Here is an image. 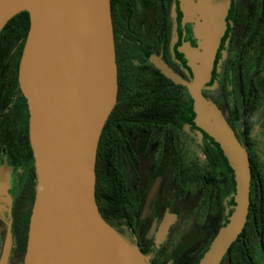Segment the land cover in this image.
Here are the masks:
<instances>
[{
    "label": "flooded vegetation",
    "instance_id": "af4514ba",
    "mask_svg": "<svg viewBox=\"0 0 264 264\" xmlns=\"http://www.w3.org/2000/svg\"><path fill=\"white\" fill-rule=\"evenodd\" d=\"M192 7L193 0L187 7L183 0H109L117 93L97 145L95 202L107 225L147 264H198L235 207L233 171L195 125L185 85L193 80L191 54L198 47L199 13ZM9 28L13 34L0 39V188L6 200L0 255L10 224L8 264L14 255L23 264L25 252L16 244L30 218L36 176L18 82L23 40ZM216 52L211 83L201 93L209 99L205 91L217 83L219 98L211 101L248 153L251 173L246 220L218 264H264V164L251 133L264 102V0H229Z\"/></svg>",
    "mask_w": 264,
    "mask_h": 264
},
{
    "label": "water",
    "instance_id": "95a60500",
    "mask_svg": "<svg viewBox=\"0 0 264 264\" xmlns=\"http://www.w3.org/2000/svg\"><path fill=\"white\" fill-rule=\"evenodd\" d=\"M190 4V0H183ZM229 0H199L190 92L195 125L219 144L235 181V207L198 264H218L246 220L248 153L218 107L204 98ZM192 7V11H193ZM21 12L29 28L18 66L28 108L36 186L23 264H146L100 216L95 160L116 102L109 0H0V31ZM11 249L8 224L0 264Z\"/></svg>",
    "mask_w": 264,
    "mask_h": 264
},
{
    "label": "rangeland",
    "instance_id": "374dc122",
    "mask_svg": "<svg viewBox=\"0 0 264 264\" xmlns=\"http://www.w3.org/2000/svg\"><path fill=\"white\" fill-rule=\"evenodd\" d=\"M198 5H199V0H193V8L194 9L198 8ZM194 20L196 21V27H197V22L202 23V19H201V16L199 14H198V17L197 18H194ZM194 32H195L194 33L195 36H197L196 29H194ZM215 56H216V54H215ZM209 83H211V79H209V81L205 83L204 87H208V84ZM216 84H215V86H216ZM214 87H210L209 88V89L212 90L211 92H209V89H207L205 92L207 93V96H208L209 100H212L213 99L215 101H218L219 93L216 92V90H213ZM263 121H264V102H263V106L256 113V115H255V117H254V119L252 121V124H254V128H253V132H251L253 134V136H255V140H256V148H255V151L257 152L258 157L261 159V161L264 164V134L262 135L263 136V138H262V136H261V132L262 131H260V129H263V127H262V125H263L262 122ZM216 145L218 146L219 150L221 151L222 155L224 156L223 151L221 150L219 144L216 143ZM224 158L227 161V158L225 156H224ZM3 197H4V190L2 188H0V218L4 222H6V219H5V209H4V208H6V206H5L6 200H4ZM118 236L120 237V235H118ZM127 243H128V247L131 249L132 253L134 255L138 256L142 261H144L147 264V259L144 256H142L135 249V247L133 246V244H131V242H128V241H127ZM3 248H4V243H3L2 251H3ZM2 251H1V254H2ZM0 257H1V255H0ZM8 262H9V256H8V258L6 260V264H8ZM13 262H14V264H21V259H20L19 255H14Z\"/></svg>",
    "mask_w": 264,
    "mask_h": 264
},
{
    "label": "trees",
    "instance_id": "16d2710c",
    "mask_svg": "<svg viewBox=\"0 0 264 264\" xmlns=\"http://www.w3.org/2000/svg\"><path fill=\"white\" fill-rule=\"evenodd\" d=\"M9 27H13L15 29V31H17V37H16L17 40H19V39L23 40V41H21V46L19 47V51L17 54V57H19L21 55V49L23 48L25 38H26L28 28H29V17H28L27 12H21L7 22L6 26L0 32L1 41H3L2 37L4 35L13 34V31L10 30ZM7 40H9V39H7ZM1 43H3V42H1ZM244 137H245V142L247 143L248 137L247 136H244ZM28 224H29V219H28V217H26V220H25V223L23 226V233H22L21 239L18 238L17 244H16V250L18 251V253L25 252Z\"/></svg>",
    "mask_w": 264,
    "mask_h": 264
},
{
    "label": "bare ground",
    "instance_id": "6f19581e",
    "mask_svg": "<svg viewBox=\"0 0 264 264\" xmlns=\"http://www.w3.org/2000/svg\"><path fill=\"white\" fill-rule=\"evenodd\" d=\"M199 11V10H198ZM123 242H124V244L128 247V243H127V241L124 239V238H121V237H119Z\"/></svg>",
    "mask_w": 264,
    "mask_h": 264
}]
</instances>
